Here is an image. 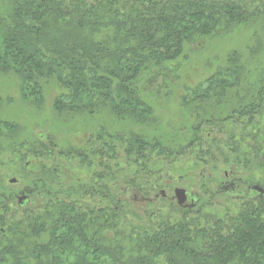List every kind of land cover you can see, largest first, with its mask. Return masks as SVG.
<instances>
[{
    "label": "trees",
    "instance_id": "16d2710c",
    "mask_svg": "<svg viewBox=\"0 0 264 264\" xmlns=\"http://www.w3.org/2000/svg\"><path fill=\"white\" fill-rule=\"evenodd\" d=\"M243 35L240 47L230 43ZM262 36L264 6L254 0H0V77L15 81L18 101L29 110H41L53 91L49 120L55 123L51 133L31 138L0 118V140L25 160V171L36 173L20 193L22 204L10 203L13 194L0 195V264H264V192L258 189L243 188L226 212L194 211L196 195L194 208L163 215V208L147 204L140 216L125 198L140 202L136 192L145 186L138 175L149 179L186 148L197 155L201 126H231L235 117L257 112L264 118V61H252L264 53ZM191 50L199 56L190 69L201 59L212 69L195 86L180 81ZM158 79L166 89L167 81L179 80L183 112L189 122L200 120L183 147L158 133L148 100ZM79 122L92 128L89 148L56 141L57 130L74 132ZM263 155L244 160L245 166L262 175ZM28 157L40 172L29 170ZM73 157L102 171H93L83 188L84 172L77 168L69 174L76 184L59 195L46 172L59 180L62 162ZM45 159L47 166L37 163ZM119 182L125 185L118 191ZM93 189L108 206L86 202Z\"/></svg>",
    "mask_w": 264,
    "mask_h": 264
},
{
    "label": "rangeland",
    "instance_id": "374dc122",
    "mask_svg": "<svg viewBox=\"0 0 264 264\" xmlns=\"http://www.w3.org/2000/svg\"><path fill=\"white\" fill-rule=\"evenodd\" d=\"M245 1L249 2L250 0ZM254 1H258L261 7L264 6V0ZM260 30L261 29H258V32L262 33ZM237 38V40L230 43L236 44L237 46L239 45L240 47L244 44L246 36H237ZM261 40L264 42V36H262ZM226 43H228L226 39L220 41L218 50L222 51L223 49L221 46ZM202 45L207 44L204 42ZM213 48H215V45ZM191 51L192 53H189L191 55L190 60L183 65L180 81H184L189 86H195L206 77L210 76L212 74V69L203 67L204 62L202 59L200 63L194 65V67L190 69L188 64L197 61L196 58L199 56L198 53L193 50ZM262 60L264 61V53H260L252 61L259 62ZM171 81L172 79L170 82ZM167 82V85H170L168 89L165 87L166 83L158 79L155 85L150 88L151 93L148 95V100L153 107L155 116L159 119V135H169V138L174 137L176 144L183 147L187 144L190 137L192 138L195 135L192 131V126H196L200 120L196 119L189 122L191 115H186L183 112L184 110L180 103V98L183 96L184 92L181 91L179 87V80L178 82L174 81V83L173 81L172 83H169V81ZM15 85V81L12 78L5 79L0 77V118L14 121L15 124L21 127L22 134L20 135H31L32 138L39 132L51 133L55 125L52 120H49L51 117L50 105L53 101L54 92L48 91L46 93L44 105L41 110H29L20 105ZM250 118L252 119L250 120ZM260 121H262V128L256 130L255 126ZM232 122L235 124L232 123L231 126L224 123L211 127H207V125L201 126L200 137L203 144L197 155L193 154L192 149L186 148V150L180 151V154H176L173 163L163 161L161 166L156 170L157 172L149 179L142 175H138V179H136L138 181L137 183L140 185L144 184L143 186H145V188H143V192H136L137 198L140 201L139 203H134L132 199H130V196H125L128 200L129 207L135 212H138L140 216L148 205L163 208V215H168L172 210L173 213L176 212L174 210L178 208V206H192L194 208V202L196 201L194 198L198 195L200 197V202L194 211H200L206 207L209 212H226L227 210H231L232 204H238L235 199L240 196L237 193L243 191V188L250 191L256 188L264 192V172L260 175L257 173V168L248 169L244 164V160H253L256 153H260L261 155L264 154V118L260 119L257 112L251 117L246 116L240 119L235 117ZM73 126L75 129L72 127H68L67 129H74L77 131L76 133L75 131H66L67 133L65 134L62 133L65 127L57 130L56 141L60 144L62 141H65L69 146L75 148H89L86 147V145H88L86 139L93 138V134L90 131L92 128L83 123L74 124ZM87 130H89L88 132L90 133H87ZM207 131L211 132L210 138H206L205 136ZM29 140L32 141L31 139ZM7 143L8 142L3 139L0 140V195L13 194L15 195L14 200L11 199L10 203L12 204L17 201V204H22L25 200V196L20 193L29 182H31L36 173L30 174L29 171L24 170L23 166L25 165V160L20 162L17 158V153L10 150V146ZM116 147L119 148L117 144ZM232 148H240L241 151H243L241 148H245V151L242 153L239 151L238 154L236 150ZM236 156H238V161H235ZM28 158L32 161V167L29 168V170L31 169L30 171L32 172H40L33 158ZM200 158L201 160H198ZM116 161L118 164L124 162L120 148ZM41 162L42 164L46 163V166L49 164V161L46 159L43 161L38 160L37 163L41 164ZM253 165L255 164L253 163ZM61 168L59 172L61 178L59 180H54V173L51 174V172H46L49 174V177L53 175L49 185L51 190L53 192L54 190L59 192V195V190L63 192L70 182L75 183L73 179H77V177L70 176L74 175V170H78L77 168H81L84 172L82 179L79 177L82 181V183L79 182V184L83 186V188H87L91 185L93 171H102L97 164L90 166L85 165L83 167L82 164H79L76 157L62 162ZM128 178L131 180L132 176H128ZM153 183L154 185H152ZM124 185L125 184L119 182L117 185L118 191L120 189L123 190ZM176 189L184 190L186 193V200L182 205H179L176 200ZM227 192L232 193L227 194ZM111 193L114 195L117 193V189L112 190ZM92 194H94V196L87 195L85 197V200H87L86 202L90 200L91 203H94L97 207L109 205L108 200L103 199V196L100 197L99 193L97 194L94 189ZM16 195L20 197L17 198ZM249 195L252 197L254 196L252 192H250ZM140 197L150 199L149 201L152 202H150V204L141 203ZM14 206H16V204H14ZM20 213L21 212L17 213V216L14 217L20 218Z\"/></svg>",
    "mask_w": 264,
    "mask_h": 264
},
{
    "label": "water",
    "instance_id": "95a60500",
    "mask_svg": "<svg viewBox=\"0 0 264 264\" xmlns=\"http://www.w3.org/2000/svg\"><path fill=\"white\" fill-rule=\"evenodd\" d=\"M254 189L256 190V188H254ZM175 196H176V200H177L179 205H182L183 202L186 200V193L184 190L176 189L175 190Z\"/></svg>",
    "mask_w": 264,
    "mask_h": 264
},
{
    "label": "flooded vegetation",
    "instance_id": "af4514ba",
    "mask_svg": "<svg viewBox=\"0 0 264 264\" xmlns=\"http://www.w3.org/2000/svg\"><path fill=\"white\" fill-rule=\"evenodd\" d=\"M16 197L19 198L20 196L18 197V196L16 195Z\"/></svg>",
    "mask_w": 264,
    "mask_h": 264
}]
</instances>
